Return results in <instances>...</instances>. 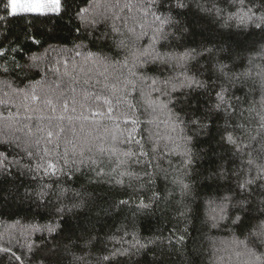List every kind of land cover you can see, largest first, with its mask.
<instances>
[{
    "label": "trees",
    "instance_id": "1",
    "mask_svg": "<svg viewBox=\"0 0 264 264\" xmlns=\"http://www.w3.org/2000/svg\"><path fill=\"white\" fill-rule=\"evenodd\" d=\"M91 2L92 0H89V3ZM99 2L103 5L105 0ZM244 2L251 4L252 0ZM4 3L6 0H0V16L5 17L0 20V49L4 53L0 55V101L7 100L8 103H0V116L16 115L21 124L14 129H7L3 127L6 121L0 118V140L9 141L8 144L0 143V153L6 154L0 156V249H11L10 253L0 251V264H18L12 253L21 257L22 264H253L255 258L250 257L246 250L238 246V242L245 239L238 229L227 220L222 221L217 228H211L205 221L215 208V205H210L208 201L215 200L219 203L220 197L232 195L233 193L227 192L226 189L231 187L235 192L238 181L246 177L254 180L250 185L251 194H244L250 205L248 210L253 216H260L264 212L260 203L264 200V183L257 175L254 165L249 164L250 160L255 164L261 163L259 149L261 141L264 140V126L255 116V111H249L260 110L259 91H249L252 88L251 83L242 85L237 82L231 89V95L239 98L232 100L233 107L237 110L236 115L225 117L221 113L217 118L215 112H212L209 118L204 120L201 113L209 109L210 103L215 102L211 99L212 88H184V103L180 106L185 109L187 118L199 117L202 124L210 125L208 128H197L188 132V135H193V141L189 145L193 157L185 182L192 185L195 198L182 197L179 185L174 183L175 178L182 177L184 172V157L177 156L175 152L167 158L160 156L158 167L157 157H152L153 165L147 168L132 161H127L117 168V155L101 154L93 148V151L86 152L85 156H92L97 164H85L81 166L80 171H76L71 164L63 165L66 140H74L79 148L84 134L78 137H66L61 134L55 141L59 144L58 148L54 143L47 141H42L39 146H32L29 143L30 138L25 135L27 130L21 132L16 129L24 123H29L35 131L40 123L38 115L46 117L52 113L50 109H43L39 114H26L23 108L18 110L19 98L13 97L9 100L4 95L9 89L4 87L2 82L9 81L15 87L27 83L28 79L39 80L41 76H45L49 81L57 80L59 74H54L49 69L59 66L62 73V61L65 58L69 60V65L73 62L80 64L82 57L74 55L77 45L85 46L78 49L81 53L99 51L100 45L105 43L100 38V33L106 29L100 28L97 31L88 28L76 18L74 12L77 6H89L84 0H68L71 8L62 18L37 17L31 14L9 16L3 10ZM184 3L187 5L185 9H177L172 13L179 22V28L167 29L168 32L175 33V38L170 35L162 45H156V51L165 56L180 55L189 50L201 53L194 54V58L189 61L190 67L192 64H207L202 54L205 46H231V51L243 58L245 67L249 66V60L253 61L255 75L259 66L264 63V54L261 52L264 49V33L251 26L237 28L234 22H231L230 28L225 29L222 27L224 20L201 11V8L216 5L224 10L222 15L226 17L229 13L237 11L240 0H184ZM255 3L259 5L264 3V0H255ZM96 12V18L99 19L102 14H106V9L100 7ZM181 12L182 14H177ZM257 14L259 15V12ZM77 28L80 31H75ZM33 37L40 43H34ZM146 43L148 41L145 38L137 43V47ZM33 54L41 56L42 59L38 67L29 68L28 65L32 63L29 57ZM13 58L16 63L24 66L22 70L14 67ZM58 61L61 63L57 64ZM5 68L8 69L7 75L2 74ZM243 70L244 68L237 69L238 72ZM140 71L149 79L143 83L138 82L136 92L129 90L128 103L133 107L124 108L123 111L127 118L137 119L141 123L138 126L130 122L121 123L120 126L127 131L138 127L139 133L145 136L148 129L164 134V125L160 124L157 129L155 118L144 111L140 90L148 94L151 79L157 81L153 87L163 89V80L181 76L180 67L177 61L169 60L166 67L159 62L149 63L146 69ZM25 75L28 79H23ZM18 76L21 79H17ZM197 76L208 83L216 79L213 77L210 81L207 71ZM98 79L103 80L102 77ZM76 87L78 92L81 87H87L94 92H100L102 89L101 84L83 85L82 78ZM156 95L151 93L153 99ZM77 98L81 99L79 96ZM242 109L241 116L239 113ZM176 110L179 111V107ZM27 115L32 116L31 121L26 119ZM164 119V114L160 113L159 120ZM226 119L233 128L237 122L245 125L244 129L236 128L233 131L238 142L245 145L244 151H238L222 139ZM149 120H153V124H148ZM44 123H47V120ZM64 124H67L66 120ZM104 126L111 127V122L104 121L102 125L85 124L87 130H92L93 136L101 137L104 134ZM79 127L80 122H76L78 132ZM229 131H232V128H229ZM133 135L139 138L137 133ZM123 140L124 137L120 136L116 141L109 140L103 146L116 147L122 153L129 150L128 146L122 143ZM95 143L99 146L101 141L96 140ZM25 147L34 153L35 158L25 154ZM45 147L47 152L44 151ZM67 147L69 161L79 160L78 154L73 155L72 146ZM131 150L138 149L133 145ZM145 150H148L147 145ZM40 157L44 159L41 160ZM119 158L125 159L123 156ZM143 159L147 160L148 157ZM49 163L58 168L63 165V172L45 175L42 169L36 170L37 164L47 166ZM114 168L116 172H113ZM98 171H102V174L98 175ZM122 171L131 172L133 175L124 176L123 183L117 184L116 180L120 178L118 174ZM61 188L67 190L63 196H60ZM76 193L80 195L77 196ZM81 201L83 203L80 207H73ZM141 201L151 206L142 208ZM57 208L64 211L58 214ZM188 209L191 211L188 212ZM232 211L229 206L228 214L231 215ZM238 214L244 216L243 212ZM61 221L66 228L63 239H53L47 231L34 230V226L42 227L50 222ZM252 224L253 231L258 225L264 226L261 221L256 220H253ZM179 236H184L182 242H178ZM77 243L79 246L74 247ZM254 251L256 256H260L264 250Z\"/></svg>",
    "mask_w": 264,
    "mask_h": 264
},
{
    "label": "snow or ice",
    "instance_id": "2",
    "mask_svg": "<svg viewBox=\"0 0 264 264\" xmlns=\"http://www.w3.org/2000/svg\"><path fill=\"white\" fill-rule=\"evenodd\" d=\"M84 3L89 6H77L74 12L76 18L88 28L97 31L100 28L106 29L100 33V38L105 43L100 45L99 51H89L87 53H81L78 50L85 47L84 45H77L74 55L75 57H82V62L80 64L73 62L69 65V60L65 58L62 61L64 68L62 73L59 66L49 69L54 74H59L57 80L49 81L45 76H41L39 80H30L25 75L23 79H28V82L22 85L14 87L9 81L2 82L3 86L9 89L8 92L4 93L9 100L13 97L19 98L18 110L23 108L26 114L33 112L39 114L43 109H50L52 113V115L46 117L38 115L37 119L40 123L36 126L35 131L29 123H24L22 127L16 130L21 132L27 130L25 135L30 138L29 143L32 146H39L42 141H47V143H54L56 148L59 147V144L55 141L61 134H65L66 137L68 135L78 137L83 133L79 148H77L74 140L67 139L64 150L63 165L71 164L76 171H80L81 166L85 164H97L92 156H85V153H91L93 148H96L101 154L117 155V168L127 161H132L137 165L143 164L147 168L153 165L152 157H157L156 166L158 167L160 156L167 158L175 152L177 156L184 157V172L182 177L175 178L174 183L179 185L182 197L192 196L195 198L192 185L185 182L189 175V167L192 164L193 157L192 150L189 147L193 141V135H188V132L197 128H208L210 125L207 123L202 124L199 117L187 118L185 109L180 106L184 103V88L188 90L212 88L211 99L215 102L210 103L209 109L201 113L204 120H207L212 112H215L217 118L221 116V113L225 117L236 115L237 110L233 107L232 100H239V98L231 95V89L235 87L237 82L242 85L251 83L252 88L249 91H259L261 99L259 101L260 110L249 109V111H255V116L259 118L261 125L264 126V63L259 66V70L254 75L255 66L253 61L249 60V66L245 67L243 58L232 52L231 46L228 48L205 46L202 54L203 58L207 60V64L203 66L192 64L189 67V61L194 58V54L201 55V53H196L195 50H189L180 55L170 54L168 56L157 52V44L162 45L170 35L175 38V33H170L167 29L179 28V22L175 20L172 13L177 9L182 10L187 7L184 0H105L103 5L99 0H92L91 3H89V0H84ZM100 7L106 9V14H102L97 19L96 9ZM70 8L71 5L68 4V0H6L3 10L7 15L13 17L31 14L37 17L51 18L55 16L62 18V15L68 14ZM201 11L220 17L224 20L222 27L225 29L230 28L232 26L231 22H234L237 28L251 26L264 33V3L257 5L255 0H252L251 4H246L244 0H240L237 11L229 13L226 17L222 15L224 10L216 5L211 8H201ZM177 14H182V12ZM3 19L5 17L0 16V20ZM75 31L78 32L80 29L77 28ZM116 37H119V39ZM145 38L148 43L142 47H137V43ZM93 39L95 40V38ZM33 40L36 44L40 43L34 37ZM261 52L264 54V49ZM3 54V50L0 49V55ZM121 56L123 59H120ZM41 59V56L33 54L29 57L32 63L28 67H38ZM169 60L177 61L181 76L163 80L162 84L165 86L163 89L153 87L157 81L151 79L150 92L145 94L142 89L140 90L144 111L155 118L157 129H159L160 124L164 125L166 129L164 134H161L160 131L148 129L147 136H145L139 133L138 127L133 128L131 131L122 129L121 123L128 124L130 122L132 125L137 126L141 123L137 119L127 118V114L123 111L124 108L130 109L133 107L128 103L130 91L136 92L138 82L143 83L149 79L140 69H146L149 63L155 64L157 62L166 67ZM60 63V61L57 62V64ZM13 64L18 70L24 68L23 65L15 62V58H13ZM239 68H244V70L238 72L237 69ZM204 71L208 72L210 81L213 77L216 78L215 81L208 83L203 79H199L197 74L203 75ZM2 74L7 75L8 69H3ZM98 77H102L103 80L101 81ZM81 78L83 85L101 84V91L94 92L87 87H81L78 92L76 85L81 83ZM17 79H21V77L18 76ZM153 92L157 94L155 99L151 96ZM175 93L180 95L176 96ZM78 96L81 99H78ZM0 103L7 104L8 101L4 100ZM206 103L208 102L206 101ZM177 107H179V111L176 110ZM196 111L199 112V109ZM160 113L165 116L163 121L159 120ZM182 113L185 114L182 115ZM239 115H243V109ZM0 118L6 121L3 127L7 129H14L21 124L16 115L0 116ZM26 119L31 121L32 116L27 115ZM45 120H47V123H44ZM65 120L67 124H64ZM53 121H55V124H53ZM104 121L111 122V127L104 126L102 137L93 136L92 130L85 128L86 123L102 125ZM76 122H80L79 132L76 128ZM147 123L153 124V120H149ZM244 127V124L237 122L236 127L233 128L232 124L226 119L222 139L233 145L238 151H244L245 145L239 143L233 135L236 128L244 129ZM229 128H232V131H229ZM37 133L41 135H37ZM133 133H137L139 138L134 136ZM120 136L124 137L122 143L128 146V151L120 153L116 147L106 148L103 146L109 140L116 141ZM96 140L101 141L99 146L95 143ZM161 142H163L162 146ZM0 143L8 144L9 141L0 140ZM67 145L72 146V153L73 155L78 154L79 160L69 161ZM133 145L137 147V151L131 150ZM146 145L148 150H145ZM16 146L19 147L18 144ZM178 149L181 151H177ZM44 151H48L47 147L44 148ZM259 151L261 163L255 164L254 161L250 160L249 164L254 165L257 175L264 183V140L261 141ZM24 152L28 157L35 158L34 153L28 151L27 147H25ZM0 156H6V154L0 153ZM120 156L125 159H120ZM145 157H148V159L144 160ZM40 159L43 160L44 157H40ZM63 165L58 168L51 163L47 166L37 164L36 170L42 169L45 175H55L57 172H63ZM113 172H116L115 168ZM97 174H102V171H98ZM118 175L120 178L116 180V183L122 184L124 176L133 174L122 171ZM146 175L150 174L146 173ZM217 175H222V173H217ZM253 182V179L246 177L242 181H238L235 192L231 187L226 189L227 192L233 193L232 195L220 197L219 203L215 200H209L208 203L210 205L214 204L215 208H213L212 214L209 215L205 223H209L211 228H217L222 221H229L234 228L239 230L241 236H245L244 240L238 242V246L246 250V254L250 257L255 258L253 264H264V251L261 252L260 256H256L254 251V249L264 250V226L258 225L255 231L252 230L253 220L261 221L264 224V212L260 216H253L248 210L250 205L247 203L246 195H244L251 194L250 185ZM66 191V189L61 188L60 196H63ZM76 195L79 196L80 194L76 193ZM262 195H264V192H262ZM82 203L81 201L79 204H74L73 207H80ZM121 203H127V201H121ZM260 203L264 207V200H261ZM140 206L149 208L151 205L141 201ZM229 206L233 209L231 215L228 214ZM63 211L64 209L57 208L58 214ZM190 211L191 209H188V212ZM240 212L244 213L243 217L238 214ZM34 230L47 231L53 239L57 237L63 239L66 228L64 222L61 221L60 223L50 222L42 227L34 226ZM183 240L184 236L178 237V242ZM73 246L78 247L79 244ZM28 247L31 250V245ZM141 247H144V245H141ZM0 251L10 253L11 249L4 248ZM12 255L18 264H22L21 257L16 256L14 253Z\"/></svg>",
    "mask_w": 264,
    "mask_h": 264
}]
</instances>
